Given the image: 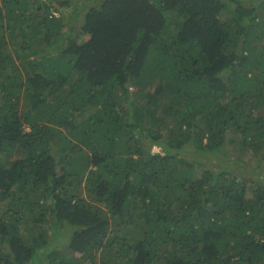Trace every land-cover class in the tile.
Segmentation results:
<instances>
[{"label": "trees", "instance_id": "trees-1", "mask_svg": "<svg viewBox=\"0 0 264 264\" xmlns=\"http://www.w3.org/2000/svg\"><path fill=\"white\" fill-rule=\"evenodd\" d=\"M234 137L264 160V0H0V264H264Z\"/></svg>", "mask_w": 264, "mask_h": 264}, {"label": "rangeland", "instance_id": "rangeland-1", "mask_svg": "<svg viewBox=\"0 0 264 264\" xmlns=\"http://www.w3.org/2000/svg\"><path fill=\"white\" fill-rule=\"evenodd\" d=\"M258 0H256V2H257ZM226 15V14H225ZM14 46H12V44L10 43L9 45H8V49L10 50V51H12V48H13ZM32 49H34V46H33V48ZM41 54V52H38V57H40L39 55ZM153 84H155V81H154V83H152L151 85H150V88L152 89V91H153V89H154V87L155 86H152ZM152 86V87H151ZM163 87L164 88H168V85H167V83H165V82H163ZM130 89L132 90V87H130ZM147 89H149V88H147ZM170 90V89H169ZM154 92V91H153ZM161 96H162V93H160V94H154V93H152V98L153 99H159V98H161ZM171 99H168V98H166V97H163V99H161V103H160V105L163 107V105H165L166 106V104L165 103H169V102H171L170 101ZM158 103V102H157ZM159 111V113H158V115L161 113V111H162V109H158L157 110V112ZM164 111V110H163ZM162 131H163V128H162ZM229 144V143H228ZM226 149H227V151H225L226 153H227V155L226 154H220L219 156H218V159L219 158H222L223 159V163H229V162H232L231 161V157H234L239 163H241V164H244V163H248V164H250V165H252L253 167L255 166V165H257V164H260V166L262 167V168H264V160H262L261 158H260V156H256V155H254L253 154V152L252 151H250L247 147H244V146H242L239 142H237V140H235V137H234V141L233 142H231V144H229V145H227V147H226ZM22 156H25V152L24 151H22V152H19V153H15L14 154V157L15 158H17V157H22ZM211 163L213 164V165H215V166H219V164H217L216 162H215V160L214 161H211ZM58 168V170L60 169L59 167H57ZM197 169H199V167L197 166ZM78 181V180H77ZM84 179H82V181H81V183H80V188H83V186H84ZM83 195L86 197L87 196V194H86V190H84L83 191ZM4 203L3 202H1L0 201V215L2 214V212H3V210H4ZM23 220H26V218L24 217V219ZM24 235L26 236V234L24 233ZM56 249L58 248V249H61V247H59V246H57V247H55ZM62 250V252L63 253H65L66 254V256H70V252H68V251H65L64 249H61ZM100 259H101V257L97 254L96 255V258H95V260H96V264H101V262H100ZM43 264V263H42Z\"/></svg>", "mask_w": 264, "mask_h": 264}]
</instances>
